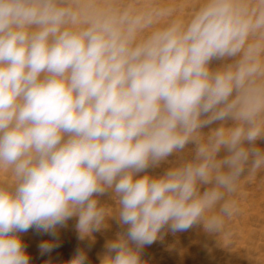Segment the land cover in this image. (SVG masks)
<instances>
[{
	"label": "clouds",
	"instance_id": "1",
	"mask_svg": "<svg viewBox=\"0 0 264 264\" xmlns=\"http://www.w3.org/2000/svg\"><path fill=\"white\" fill-rule=\"evenodd\" d=\"M187 6L0 0V264L73 217L81 239L125 228L100 264H144L162 230L220 236L242 214L264 180V0Z\"/></svg>",
	"mask_w": 264,
	"mask_h": 264
},
{
	"label": "rangeland",
	"instance_id": "2",
	"mask_svg": "<svg viewBox=\"0 0 264 264\" xmlns=\"http://www.w3.org/2000/svg\"><path fill=\"white\" fill-rule=\"evenodd\" d=\"M198 2L187 0L186 12ZM258 144L264 147V140ZM167 166L151 171L160 174ZM242 191L243 212L228 225L225 233L208 234L202 225L178 232L164 229L154 243L142 249L144 264H264V180L246 184ZM100 199L114 205L106 196ZM76 223L77 218L69 219L64 226H58L55 236L35 229L20 233L30 264H69L78 251L86 253V264H100L106 243L114 239L117 232L125 231L110 220L109 227L81 239ZM45 241L58 246L42 254L39 245Z\"/></svg>",
	"mask_w": 264,
	"mask_h": 264
}]
</instances>
